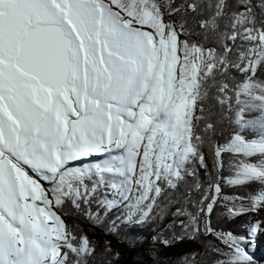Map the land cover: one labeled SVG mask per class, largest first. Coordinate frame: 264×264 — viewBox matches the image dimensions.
Masks as SVG:
<instances>
[{
    "label": "snow or ice",
    "instance_id": "1",
    "mask_svg": "<svg viewBox=\"0 0 264 264\" xmlns=\"http://www.w3.org/2000/svg\"><path fill=\"white\" fill-rule=\"evenodd\" d=\"M261 69L264 0H0V264H89L95 248L59 210L90 207L101 186L98 207H126V223L159 209L196 234L203 217L226 249L215 264H251L244 237L212 226L220 183L195 203L165 197L203 165L207 134L227 114L260 135L234 130L212 146L217 170L224 154L241 157L226 183L259 182L248 210H264V159L249 162L264 157Z\"/></svg>",
    "mask_w": 264,
    "mask_h": 264
},
{
    "label": "trees",
    "instance_id": "2",
    "mask_svg": "<svg viewBox=\"0 0 264 264\" xmlns=\"http://www.w3.org/2000/svg\"><path fill=\"white\" fill-rule=\"evenodd\" d=\"M179 5L185 0H174ZM235 0H233V3ZM254 5H259L260 0H253ZM259 10L258 8L256 9ZM176 20L177 17H172ZM192 18L189 17L191 23ZM195 28V24H192ZM198 30V29H197ZM185 37L181 36V39ZM201 37L193 36V40ZM258 77L264 78V69L257 73ZM246 119L250 121H258V116L248 114ZM234 130L241 131L248 139H258L260 131L258 127H249L247 129H237L234 117L230 118L227 114L223 118L217 116L215 133L207 134L206 142L202 148L204 155L203 165L193 163L189 171L194 175L186 176L178 183V187L167 193L166 200L175 197L183 203L192 201L193 203L200 200L205 194L212 191L213 183H220L221 193L218 202L215 204L211 214V223L217 232L232 233L236 237L249 238L254 228L256 220H252L250 214V201L247 197L252 192H260L259 182L251 183L247 186L230 187L226 183V179L234 174L233 165L241 159V157L232 156L230 154L223 155V167L217 170L216 163L213 158L212 146L216 143L223 145L233 134ZM202 131V128H201ZM248 159V158H244ZM264 157L260 155L253 156L249 162H259ZM104 159L91 160L90 164L103 163ZM110 178V177H109ZM102 193L105 189L101 186L97 190L96 198L92 201L90 207L81 211L74 209L70 203H67L59 214L68 225L69 229L77 235L87 236L91 245L95 248L94 256L89 260V264H181V258L192 252L198 253L196 256V264H215L218 259L216 248L226 251L221 242L213 234L204 231V218L201 217V232L193 234L178 226V220L171 214H165L161 219L160 210L151 218L142 223H126L125 213L127 211L124 206H117L111 210L98 207L97 201L103 199ZM179 206V205H177ZM200 205H197L199 207ZM161 207L165 208V212L169 209L161 203ZM206 207V205H205ZM228 207L237 209L243 207L245 212L238 216H231L227 213ZM192 210V209H190ZM91 212L94 218H89L85 212ZM170 211H175L171 208ZM179 219L186 220V217ZM174 221H176L174 226ZM176 236H185L183 240H176ZM194 238H191L193 237ZM156 239H153V238ZM135 239V243L131 241ZM170 240L171 243L166 247L162 243L163 240ZM246 240V250L248 248ZM251 264H264L257 260H253Z\"/></svg>",
    "mask_w": 264,
    "mask_h": 264
},
{
    "label": "rangeland",
    "instance_id": "3",
    "mask_svg": "<svg viewBox=\"0 0 264 264\" xmlns=\"http://www.w3.org/2000/svg\"><path fill=\"white\" fill-rule=\"evenodd\" d=\"M109 157L107 156H101V157H92L80 162H77L79 165L83 164H90L91 160H98L100 161L101 159H108ZM47 187V185H45ZM250 214L253 216L252 220H256V223H254V228H257V224L259 223V228L255 232L254 238L249 235V238L245 239L247 240L248 243V248L247 252L248 254L252 257L253 260H257L259 262L264 263V210L262 211H251ZM61 217H63L61 215Z\"/></svg>",
    "mask_w": 264,
    "mask_h": 264
},
{
    "label": "bare ground",
    "instance_id": "4",
    "mask_svg": "<svg viewBox=\"0 0 264 264\" xmlns=\"http://www.w3.org/2000/svg\"><path fill=\"white\" fill-rule=\"evenodd\" d=\"M264 231V230H263ZM262 247H264V246H262Z\"/></svg>",
    "mask_w": 264,
    "mask_h": 264
}]
</instances>
